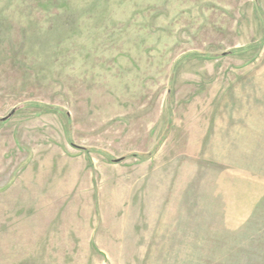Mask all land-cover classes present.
<instances>
[{
    "label": "rangeland",
    "instance_id": "rangeland-1",
    "mask_svg": "<svg viewBox=\"0 0 264 264\" xmlns=\"http://www.w3.org/2000/svg\"><path fill=\"white\" fill-rule=\"evenodd\" d=\"M0 264H264V0H0Z\"/></svg>",
    "mask_w": 264,
    "mask_h": 264
}]
</instances>
